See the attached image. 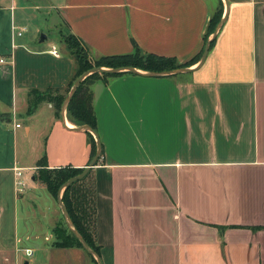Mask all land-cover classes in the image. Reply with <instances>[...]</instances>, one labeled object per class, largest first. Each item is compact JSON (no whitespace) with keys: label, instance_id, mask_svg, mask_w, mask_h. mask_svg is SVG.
Wrapping results in <instances>:
<instances>
[{"label":"crops","instance_id":"crops-1","mask_svg":"<svg viewBox=\"0 0 264 264\" xmlns=\"http://www.w3.org/2000/svg\"><path fill=\"white\" fill-rule=\"evenodd\" d=\"M40 1L0 0V264H98L84 248L55 245L62 209L36 179L44 156L49 168L83 169L94 157L67 110L34 102L35 92L66 93L77 63L48 34L46 44L17 39L31 3L56 12L63 34L95 56L155 53L179 64L200 54L223 6L199 67L93 82L103 154L82 184L95 195L103 264H264V0ZM43 198L48 212L38 213Z\"/></svg>","mask_w":264,"mask_h":264},{"label":"trees","instance_id":"trees-1","mask_svg":"<svg viewBox=\"0 0 264 264\" xmlns=\"http://www.w3.org/2000/svg\"><path fill=\"white\" fill-rule=\"evenodd\" d=\"M222 12L223 6L212 16L205 36V42H207L209 36L215 31L218 23L222 19ZM65 39L68 40L67 42L69 48L73 51L71 52V55L74 56L77 63L76 75L70 82L66 93H61L59 90L53 89H50L46 92L34 93V102H37L41 99H48L54 103V106L56 107L58 112L62 111L66 95L74 84L75 80H77L84 72L92 69L93 67L101 66L108 68H118L133 66L145 71L163 72L180 67H187L197 63L200 60L205 48H203L199 55L184 64H179L174 57H167L155 53L143 55L140 52H135L132 54L104 55L96 59L95 62H91L88 58V52L84 50V44L80 39H78L73 34H70ZM213 44L214 41H212L211 46ZM125 73L126 72L112 74L108 72H95L87 76L80 84L76 93L67 106V115L70 121H72L76 125L87 124L94 130H96L97 117L93 107V93L91 85L97 79L108 81L112 77L119 76ZM87 133L90 138L92 155L94 157L97 151V141L95 139V136L91 132L87 131ZM38 166L39 179L46 185L48 191L55 198L58 197L61 186L67 180H69L73 176L80 174L84 170L83 168H75L71 166L49 168L45 156L39 160ZM86 177L87 175L83 179L66 188L64 190L62 199L69 211L75 228L83 235L91 248L94 249L99 255H101V248L95 242L93 234L96 218L95 195L93 190L88 185L82 184ZM55 230V233L57 234L59 239V241L55 242V245L59 247L78 246L83 248L80 240L70 229V232H63L59 228H56ZM94 261L97 263V260L95 258Z\"/></svg>","mask_w":264,"mask_h":264},{"label":"water","instance_id":"water-1","mask_svg":"<svg viewBox=\"0 0 264 264\" xmlns=\"http://www.w3.org/2000/svg\"><path fill=\"white\" fill-rule=\"evenodd\" d=\"M226 16H224L220 22L218 23L215 31L212 33V35L209 37V39L206 42L202 57L197 65V67H199L200 65H202L204 63V61L206 60V57L209 53L212 41H214V39L216 38L218 32L220 31L224 21H225ZM47 38V35L45 33H42L40 35V42H43L45 39ZM193 68L190 67H180V68H176V69H172V70H167V71H163V72H150L148 71V73L152 76H157V75H169V74H177V73H185V72H190ZM95 72H108V73H112V74H116V73H120V72H131V73H137L140 74L141 71L133 66H127V67H118V68H108V67H93L92 69L84 72L77 80H75L74 84L72 85L66 99L64 100L63 103V112L65 113V111L67 110V106L70 103L72 97L74 96V94L76 93L78 87L80 86V84L84 81V79L89 76L92 73ZM79 130H85V131H89L91 132L97 139V151L96 154L93 158V160L91 161V163L78 175L71 177L69 180H67L60 188L59 190V194H58V200L63 212V215L65 217V221L67 223L68 228L76 235V237L80 240V242L83 245V248L91 255H93L96 260L98 261V264H103L102 260L100 258V255L91 248V246L88 244V242L86 241V239L83 237V235L75 228L73 221L71 219V216L69 214V211L65 205V203L63 202L62 199V192L68 188L69 186H71L72 184H74L75 182L83 179L88 172L90 171V168L95 166L98 163L99 158L102 156V146L101 143L99 141L98 138V134L96 132V130H94L91 126L84 124V125H79L78 126Z\"/></svg>","mask_w":264,"mask_h":264},{"label":"rangeland","instance_id":"rangeland-1","mask_svg":"<svg viewBox=\"0 0 264 264\" xmlns=\"http://www.w3.org/2000/svg\"><path fill=\"white\" fill-rule=\"evenodd\" d=\"M37 2H41L40 0H36ZM35 3H31V9L30 12L25 16V18H21L23 20H20V29L22 30V36L18 37L23 38L28 40L31 43L33 42L35 44L36 40L39 39L40 35L42 33H45L46 35L48 34L50 38L54 39V43H59V41L63 42L64 45L67 48V51L71 54L73 52L68 45V40L65 38L69 36V34L65 35L63 34V29H65V25L62 23V20L58 16L56 12L53 11L51 15H45V10L48 8H42V10H36L34 8ZM19 29L16 30V33L18 32ZM18 36V35H17ZM49 38V40H50ZM49 40H46V42L43 43H48ZM64 46V48H65ZM86 52H88V58L91 62H95L96 59H98L101 56H95L85 45L83 46ZM60 48V47H59ZM65 48V49H66ZM68 95V94H67ZM66 95V97H67ZM66 99V98H65ZM39 173L37 171L36 173V179L41 183L44 184L40 179H39ZM44 186H46L44 184ZM47 188V187H46ZM64 193V192H63ZM63 193H62V198H63ZM51 194V193H50ZM48 199L43 198L42 199V206L37 207L38 213L48 212ZM59 228L63 232H70V230L67 228L66 222H65V217L63 215V212L61 213V220L59 223L56 224V226L53 228V234H54V241L57 242L59 241L57 234L55 233V229Z\"/></svg>","mask_w":264,"mask_h":264},{"label":"built area","instance_id":"built-area-1","mask_svg":"<svg viewBox=\"0 0 264 264\" xmlns=\"http://www.w3.org/2000/svg\"><path fill=\"white\" fill-rule=\"evenodd\" d=\"M18 35H22V30H19L18 31ZM51 53L58 56L59 55V50L56 48V46H53L52 49H51ZM1 62H4L5 60L4 59H1L0 60ZM20 123L17 124V127H20ZM16 176L18 177L17 180H16V185L17 187L19 188H23L25 186V181L20 179V176L22 175V172H21V169L20 168H16ZM25 253L26 255L28 256H32L33 255V250L31 248H27L25 249Z\"/></svg>","mask_w":264,"mask_h":264}]
</instances>
